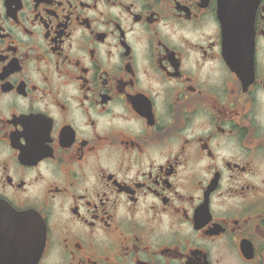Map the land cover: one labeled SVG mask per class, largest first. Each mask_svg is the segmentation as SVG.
Instances as JSON below:
<instances>
[{
    "label": "flooded vegetation",
    "instance_id": "1",
    "mask_svg": "<svg viewBox=\"0 0 264 264\" xmlns=\"http://www.w3.org/2000/svg\"><path fill=\"white\" fill-rule=\"evenodd\" d=\"M11 210L36 264H264V0H0V264Z\"/></svg>",
    "mask_w": 264,
    "mask_h": 264
},
{
    "label": "water",
    "instance_id": "2",
    "mask_svg": "<svg viewBox=\"0 0 264 264\" xmlns=\"http://www.w3.org/2000/svg\"><path fill=\"white\" fill-rule=\"evenodd\" d=\"M9 221L14 233V264H36L43 250L45 234L40 216L34 211L11 210Z\"/></svg>",
    "mask_w": 264,
    "mask_h": 264
}]
</instances>
